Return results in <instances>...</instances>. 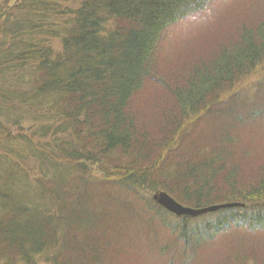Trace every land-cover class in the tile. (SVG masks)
I'll list each match as a JSON object with an SVG mask.
<instances>
[{"label":"trees","instance_id":"1","mask_svg":"<svg viewBox=\"0 0 264 264\" xmlns=\"http://www.w3.org/2000/svg\"><path fill=\"white\" fill-rule=\"evenodd\" d=\"M0 264H264V0H0Z\"/></svg>","mask_w":264,"mask_h":264},{"label":"rangeland","instance_id":"2","mask_svg":"<svg viewBox=\"0 0 264 264\" xmlns=\"http://www.w3.org/2000/svg\"><path fill=\"white\" fill-rule=\"evenodd\" d=\"M258 1V0H257ZM259 6H256V9ZM208 20L206 19V17L204 19H202L201 21H197V19H187L184 23H182V25L180 26L179 30L180 34L177 35V37H180L183 34V39H178L179 44L177 45L178 50H173V53H171V58L170 59H174V58H178L179 62L183 61L184 58L186 57L187 60L190 59V57H188L191 53L193 54V57L196 60H199L203 57L198 56L199 50L203 49V52L205 51V49H207V47H209L208 45H210L209 43L214 42V39L216 36H220L223 35L222 33L219 34L218 31H214L210 26V24H208L207 22ZM220 27V25H219ZM184 28L183 33L182 29ZM185 32V33H184ZM218 33V34H217ZM175 47V46H174ZM176 48V47H175ZM208 51H205V56L207 55ZM200 55V54H199ZM145 97L147 96V94H144ZM147 102V100H146ZM149 105V104H148ZM148 105H146L145 107H147ZM144 107V106H143ZM142 107V108H143Z\"/></svg>","mask_w":264,"mask_h":264},{"label":"water","instance_id":"3","mask_svg":"<svg viewBox=\"0 0 264 264\" xmlns=\"http://www.w3.org/2000/svg\"><path fill=\"white\" fill-rule=\"evenodd\" d=\"M152 199H154L157 203H159L164 209L170 211L176 216L186 215L189 217L202 215V213L212 212L223 208H231L234 207L235 205H239V203L233 202V203H223V205L222 204L212 205L208 207H203L201 209L188 208L183 206L181 203L179 204L174 198H172L164 191L156 192L152 196Z\"/></svg>","mask_w":264,"mask_h":264}]
</instances>
